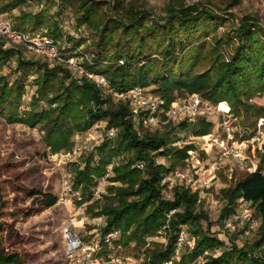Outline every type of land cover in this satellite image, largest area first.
Masks as SVG:
<instances>
[{
    "label": "trees",
    "instance_id": "1",
    "mask_svg": "<svg viewBox=\"0 0 264 264\" xmlns=\"http://www.w3.org/2000/svg\"><path fill=\"white\" fill-rule=\"evenodd\" d=\"M28 1L36 0H17L4 6L1 13L7 7L12 10ZM38 3L41 9L36 13L21 12L13 29L23 33L47 30L51 38L58 40L62 37L58 19L68 8L72 9L77 26L93 30L95 41L93 50L85 56L78 50L83 42L68 36L65 41L68 50L79 51L75 55L82 56L85 71L103 77L113 93L154 87L153 93L167 105L173 102L174 93L185 92L199 95L214 106L226 103L237 118L257 112L249 102L264 94V29L251 16L242 17L237 27L221 38L216 35L218 28L233 16L209 7L168 6L164 17H156L144 9L125 8L119 1L112 7L102 0H44L43 3L38 0ZM236 4L237 0H232L228 10ZM53 7L56 10L51 14ZM224 45L230 48L227 56L220 51ZM16 53L3 50L0 43V64L14 58ZM208 61L210 65L200 72L199 68ZM35 66L21 59L17 69L25 74ZM33 83L36 86L33 104L41 102L42 110L34 106L21 115L14 112L23 94V85L17 80L11 86L0 82V114L5 122L39 129L43 133L42 144L50 154L71 151L72 137L88 132L99 123H105L108 130H116L114 138H105L79 165H73L71 190L80 195L79 206L90 203L87 211L97 208L93 195L99 183L104 180L111 184L107 188L109 202L94 214V218H104L102 239L119 232L115 248L135 244V248L144 249L145 264H199L201 259L204 264H264V158L255 172L221 191L226 204L220 221L237 206L240 198L253 204L260 219L255 242L248 249L233 245L212 256L224 244L210 234L211 223L204 231L202 221L209 220L200 208L198 194L182 186L172 189L171 199L163 198L162 194L164 176L185 166L189 152L195 151L192 144L179 148L169 143L168 134L139 135L126 104L115 103L112 93L105 94L85 75L75 78L64 65L50 67L44 63ZM198 122L194 137L212 134L211 122ZM180 127L184 128L185 122ZM159 158L169 162V166L157 164ZM139 163L144 165V170L135 167ZM17 193H24L30 202L24 213L26 218L41 214L58 202L49 192L19 188ZM182 229L194 239L195 245L193 249L184 248L177 260L176 240ZM3 231L0 224V233ZM163 232L165 245L145 249L148 238ZM0 264H21L17 254L4 252L2 235Z\"/></svg>",
    "mask_w": 264,
    "mask_h": 264
},
{
    "label": "rangeland",
    "instance_id": "2",
    "mask_svg": "<svg viewBox=\"0 0 264 264\" xmlns=\"http://www.w3.org/2000/svg\"><path fill=\"white\" fill-rule=\"evenodd\" d=\"M15 1L17 0H0V17L11 25H14L21 12L31 11L36 13L41 9L38 6L40 2L38 3V0H36L34 2L28 1L27 4L20 5L12 10H10L11 7H7L6 12L1 13L4 6L15 4ZM102 1L108 3L110 7L119 1L125 8L144 9L156 17H164L168 6L174 8L187 6L209 7L218 13H228L233 16V19L226 20L218 28L216 35L221 38L225 37L232 28L237 27L239 20L244 16L257 19L258 24L264 29V0H237V4L229 10L228 5L232 4V0ZM41 2L43 3L44 0H41ZM55 10V7H53L50 13L52 14ZM58 22L62 32V37L56 39L59 53L65 56L69 55L71 59L75 60L77 66H81L82 56L77 57L75 52L80 51L85 56H89L95 41L93 30L86 26L82 27L83 32L77 34V36L78 40L83 43L78 49L79 51L70 53L68 50L69 45H66L65 42L66 38L76 34L79 27L76 24L73 10L68 8L62 18L58 19ZM0 43L3 50L10 49L17 52L14 58L0 64V82L11 86L17 80L21 81L23 94L19 99L18 109H13L19 115L29 111L34 106L39 111L44 108L41 102L36 105L33 104L32 99L36 90L33 82L38 76L40 66L44 63L50 67L64 65L75 78L83 76L77 68L71 65L53 62L40 54L32 53L26 48L25 44H17L12 41L6 42L1 38ZM209 44L213 48V41H210ZM220 51L227 56L230 53V48L224 45L220 48ZM21 59L25 62L35 63L36 66L28 68L25 74H21L17 69L18 61ZM208 65H210L209 61L204 62L199 71L202 72ZM98 88L105 94L112 93L115 103H124L129 108L126 102L116 98L115 92L109 90V85ZM146 90V95L158 97L153 93L154 87ZM192 95L185 92L174 93L172 103L186 100ZM163 101L166 105L168 104L165 100ZM249 105L254 106L257 112H249L237 118V128L240 127V130L238 128L240 132L237 134H243V140H245L243 147L246 148V156L248 157L246 161L247 170H241L234 161L226 160L214 173L210 171L219 146L215 140L216 138H223V132L218 122V113L206 114L187 121L184 128L180 127V124L184 122L180 120L160 124V126H146L142 123H135L136 130L141 136L155 133L168 134L169 143L173 146L182 148L185 145L192 144L195 147V151H192L193 159H190L188 164L185 163L184 167L176 168L174 172H171L173 176L178 172L187 173L191 171L195 173V186L177 182L173 187H164L162 194L163 198L171 199L172 189L176 186H182L192 193L198 194L201 202L200 208L207 214L209 220L208 222L202 221L204 231L207 230L208 223H211L210 234L224 244V247L212 252V256L220 254L223 249H226L225 246H229L230 249L233 245L238 248H250L256 240V232L260 225V219L255 215V209L253 211V221L246 226L249 235H245L246 230L241 229L234 233L228 232L223 226V220L220 221L222 210L226 204L221 197V191L233 187L240 179L252 173L255 166H258L264 158V128L261 130L258 128V121L264 118V94L255 96L249 102ZM213 111H215L214 107ZM6 112H8L7 109ZM200 120L211 122L214 125L212 134L208 136L209 140H205V137H194V128ZM107 132L106 124L99 123L86 133L74 135L72 137L74 146L71 151L77 147L80 154L73 161H70L67 155L71 151L56 155L50 154L42 144L43 133L39 129H36V135L33 136L32 129L23 124L5 122L4 116L0 114V191L3 197V202L0 203V224L4 227V231L0 235L4 238L5 253L17 254L21 264H145L144 249L135 248V244L132 243L130 247L119 246L115 248L113 245L104 246L101 241L104 218H94V214L98 212L99 209L97 208L109 202L106 197L110 196L107 188L111 184L102 180L96 187L93 201H97V208H92V212L87 211L90 203L79 206L77 203L80 201V195L71 192L72 177L74 175L73 165H79L81 160L88 156L95 147L99 146L105 138H109ZM252 137L255 138V141L253 143L252 140L248 142ZM158 161L169 166V162L165 159L159 158ZM204 181L208 182L209 188L205 186ZM19 188L27 191L39 190L52 193L58 198V202L55 207L26 218L24 213L29 209L30 202L24 193H17ZM64 230H68L82 242L81 250L74 252L71 256H68L66 240L63 235ZM165 244L166 239L163 232L157 237L148 238L145 249H152L155 246ZM182 251L177 254V260H179ZM111 258L114 259V262L110 260Z\"/></svg>",
    "mask_w": 264,
    "mask_h": 264
},
{
    "label": "built area",
    "instance_id": "3",
    "mask_svg": "<svg viewBox=\"0 0 264 264\" xmlns=\"http://www.w3.org/2000/svg\"><path fill=\"white\" fill-rule=\"evenodd\" d=\"M82 32V27H78L76 34L72 36L75 39H78L77 34H81ZM0 38L6 40V42L12 41L17 44H25L29 51L40 54L50 61L57 63L62 62L64 64L71 65L72 67L77 68L81 75H85L92 80L98 87L108 85L103 77L89 73L85 71L82 65L77 66L75 60L63 57V55L59 53V49L56 45L57 41L47 34V30L37 33H23L14 30L9 22L0 17ZM146 94V89L136 87L122 94L116 93L115 96L117 99H121L129 105L131 118L134 123H142L146 126H160V124L178 120L187 122L206 114L218 113V122L223 132V138L214 139L219 146L217 148L216 156L212 162L213 164H211L210 171L214 173L216 169H218L226 160L234 161L241 170L248 169L246 168V161L248 160V157L246 156V148L243 147L245 140H243V134H237L240 132V127H238L239 130L237 128L238 119L231 113L230 108L226 103L224 104L226 105L227 110H221L220 106L222 103H220L217 106L213 105L215 110L213 111V107L210 102L205 101L200 96L192 95L186 100L174 102L167 106L162 99L155 96H148ZM258 128L259 130L264 128V118H261L258 121ZM32 135H36V129H32ZM115 135L116 131L114 129L111 128L108 130L107 136L109 138H114ZM251 140L253 143L255 138L252 137L248 142ZM79 154V148L75 147L70 153H68L67 158H69L70 161H73V159H75ZM190 159H193L192 152H189V157L186 159L185 163L188 164ZM156 162L157 164H162L158 161V159ZM135 167L139 170H144V165L142 163L137 164ZM257 167L258 166L256 165L252 173L257 170ZM262 174L264 175V168L262 170ZM194 181L195 173H192L191 171H188L187 173L178 172L175 176L169 173L164 176L162 185L164 187H173L176 185L175 183L180 182L189 184L190 186H195ZM204 184L207 188L210 187L208 182L204 181ZM253 211V204L246 201L244 198H240L237 202V206L232 209L230 214L223 220L224 228L231 233L236 232L238 229L246 230L244 234L249 235V231H247L246 226L253 221ZM63 235L66 240L68 256H71L74 252L81 250L82 242L77 236L73 235L68 230H64ZM119 239L120 233L112 232L103 237L101 241L104 246H114V242ZM225 247L226 249H230L229 246ZM176 248V256L184 248H194V239H190L184 229L178 233ZM110 260L114 262L113 258ZM165 264L173 263L169 262ZM199 264H204V260L201 259Z\"/></svg>",
    "mask_w": 264,
    "mask_h": 264
},
{
    "label": "bare ground",
    "instance_id": "4",
    "mask_svg": "<svg viewBox=\"0 0 264 264\" xmlns=\"http://www.w3.org/2000/svg\"><path fill=\"white\" fill-rule=\"evenodd\" d=\"M220 108H221V110H227V107H226V105L224 103L221 104ZM204 139L205 140H209V137L207 136Z\"/></svg>",
    "mask_w": 264,
    "mask_h": 264
}]
</instances>
